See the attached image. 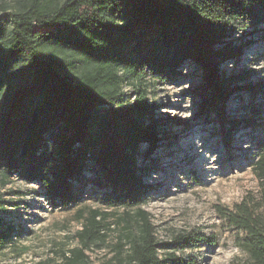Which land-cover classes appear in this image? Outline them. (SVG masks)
<instances>
[{
  "label": "trees",
  "instance_id": "obj_1",
  "mask_svg": "<svg viewBox=\"0 0 264 264\" xmlns=\"http://www.w3.org/2000/svg\"><path fill=\"white\" fill-rule=\"evenodd\" d=\"M11 23L9 37L0 42V90L13 81L19 87L7 105H0L4 177L17 174L39 182L52 203L67 207L76 201V182L92 164L102 176L99 184L113 191L112 205L121 197L129 206L139 204L146 192L144 171L137 166L141 147L148 146L149 156L162 142L155 105L139 80L148 74L164 81L191 62L202 72L197 117L224 115L234 78L222 67L238 63L247 47L230 38L240 28L263 24L255 41L264 42V0H30L11 15ZM4 36L0 25V39ZM59 53L88 65L68 76L55 58ZM120 64L138 85L130 105L116 107L123 95ZM256 87L242 88L254 98L262 91ZM247 115L243 123L228 118L222 124L227 132L252 127L254 119H264V109L250 105ZM256 146L260 154L252 168L264 185V136ZM219 213L243 232L240 246L250 262L264 264V202L246 197ZM98 215L93 211L77 232L84 248L105 240ZM134 217L138 228L120 237L108 264H186L174 251L159 257L147 212L137 208ZM1 225L0 219V250L12 236V227ZM208 239L178 235L173 241L184 248ZM83 247L64 256L67 264H85Z\"/></svg>",
  "mask_w": 264,
  "mask_h": 264
},
{
  "label": "rangeland",
  "instance_id": "obj_2",
  "mask_svg": "<svg viewBox=\"0 0 264 264\" xmlns=\"http://www.w3.org/2000/svg\"><path fill=\"white\" fill-rule=\"evenodd\" d=\"M46 1L59 4L64 0ZM29 2L0 0V25L5 27L0 42L9 37L11 15ZM262 26L240 28L230 38L236 43L246 42L247 47L238 63L222 67L226 76L234 78L224 115L197 117L200 99L196 88L202 72L191 62L184 63L177 76L164 81L148 74L139 80L148 102L155 105L162 140L149 156L145 153L148 146L141 147L137 166L144 171L146 192L139 204L127 206L118 197L112 205L113 191L99 184L102 176L92 164L86 165L81 180L76 182V201L67 207L52 203L39 182H26L17 174L4 177L0 165L1 226L12 227L11 243L0 250V264H67L64 256H69L73 248L83 247L77 232L93 211L99 214L96 219L105 240L83 247L85 264H108L120 237L127 229L138 228L134 217L137 208L149 216L161 258L174 251L186 264H252L240 246L243 232L229 226L219 209H230L246 197L264 202V185L252 168L260 154L256 140L264 136V119L256 118L252 127L241 126L231 132L222 123L228 118L243 123L249 117L250 105L264 109V42L255 41ZM55 58L68 76L88 65L80 57L59 53ZM118 74L123 95L116 107L129 106L138 81L123 71L121 64ZM249 85L262 91L253 98L242 88ZM17 87L19 83L13 81L0 90L1 106L7 105ZM196 234L209 239L184 248L173 241L178 235Z\"/></svg>",
  "mask_w": 264,
  "mask_h": 264
}]
</instances>
